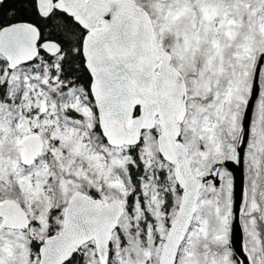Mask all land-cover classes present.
Masks as SVG:
<instances>
[{
  "label": "snow or ice",
  "instance_id": "snow-or-ice-1",
  "mask_svg": "<svg viewBox=\"0 0 264 264\" xmlns=\"http://www.w3.org/2000/svg\"><path fill=\"white\" fill-rule=\"evenodd\" d=\"M0 264H264V0H0Z\"/></svg>",
  "mask_w": 264,
  "mask_h": 264
},
{
  "label": "water",
  "instance_id": "water-1",
  "mask_svg": "<svg viewBox=\"0 0 264 264\" xmlns=\"http://www.w3.org/2000/svg\"><path fill=\"white\" fill-rule=\"evenodd\" d=\"M233 167V170L236 175H240V172L237 168V166H231ZM241 244H242V234L239 227L238 222L234 221L233 224V232H232V245L237 253V259H245L243 252L241 250Z\"/></svg>",
  "mask_w": 264,
  "mask_h": 264
},
{
  "label": "trees",
  "instance_id": "trees-1",
  "mask_svg": "<svg viewBox=\"0 0 264 264\" xmlns=\"http://www.w3.org/2000/svg\"><path fill=\"white\" fill-rule=\"evenodd\" d=\"M5 8H7V5H5Z\"/></svg>",
  "mask_w": 264,
  "mask_h": 264
}]
</instances>
